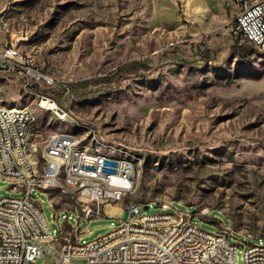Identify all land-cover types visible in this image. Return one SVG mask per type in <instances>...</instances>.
Segmentation results:
<instances>
[{
    "label": "rangeland",
    "instance_id": "1",
    "mask_svg": "<svg viewBox=\"0 0 264 264\" xmlns=\"http://www.w3.org/2000/svg\"><path fill=\"white\" fill-rule=\"evenodd\" d=\"M0 12L11 24L0 47L17 42L35 57L55 79L42 91L68 114L0 77V99L36 117L29 144L43 148L51 133L71 131L130 147L139 168L126 201H156L148 213L178 203L205 230L227 225L234 239L264 238V49L233 32L228 0H0ZM12 184L0 178V197L24 194ZM33 195L51 229L59 209L70 208L64 225L78 224L70 195L52 188L55 204L45 190ZM103 210L82 218L85 241L130 216L122 201Z\"/></svg>",
    "mask_w": 264,
    "mask_h": 264
},
{
    "label": "built area",
    "instance_id": "2",
    "mask_svg": "<svg viewBox=\"0 0 264 264\" xmlns=\"http://www.w3.org/2000/svg\"><path fill=\"white\" fill-rule=\"evenodd\" d=\"M234 1L239 8L233 32L239 37L241 32H249V44L264 46V0ZM10 30V19L0 12V35ZM0 77L21 82L23 91L35 89L43 104L52 99L42 91V86L53 85L54 77L43 70L35 57L24 53L17 42H5L0 47ZM28 120L27 111L4 110L0 101V178L13 182L12 191L24 192L22 196L0 197V264H46L38 262L46 255L56 260L54 264H71L75 260L83 264H167V259H175V264H198L197 255L202 251H209L205 264H238L240 246L244 264H264L263 238H257V246H245V241L234 239L233 229L227 225L216 232L205 230L193 221L197 214L181 209L178 203L157 202L168 210L152 213V219H145L146 206L156 201H126L130 194H124V187L118 185V177H127L128 187H132V175L138 174L133 173V165L73 153L70 179L75 180L74 170H81L91 175H110V182L77 180L78 190L58 186L55 166L60 153L70 151L71 143L88 142L86 138L75 140L51 133L48 148H41L39 143L27 144ZM11 159L22 160L23 169L11 167ZM42 166H50L49 176H40ZM52 188L71 196L77 225H64L61 212L70 208L59 209L54 212L59 228H50L42 203L33 191H47L54 203ZM80 193L95 194L96 202H78ZM121 201L130 211L129 218L119 219L109 232L85 241L82 218L101 216L104 204ZM203 213L209 221L207 212ZM69 218L67 215L66 220ZM171 237L179 238V246L174 254H164ZM134 242H141L140 252H133Z\"/></svg>",
    "mask_w": 264,
    "mask_h": 264
},
{
    "label": "bare ground",
    "instance_id": "3",
    "mask_svg": "<svg viewBox=\"0 0 264 264\" xmlns=\"http://www.w3.org/2000/svg\"><path fill=\"white\" fill-rule=\"evenodd\" d=\"M228 3L237 11L239 6L234 0H228ZM2 17L5 15L2 14ZM240 37L249 41V32H241ZM259 49H264V46L258 47ZM27 54V53H26ZM24 91L27 94H33L35 97L40 98V93L33 90V88H26ZM2 109L11 112L27 111L28 123H27V144L29 132L35 124L36 117L33 111L27 105H7L1 99ZM44 104L47 106L45 107ZM40 102V105L47 109H52L58 113L61 117L66 118L67 112L62 109L55 100L50 99L47 101ZM54 134L61 135L64 138L82 140L75 133L71 131H56ZM91 138V137H90ZM51 142V136L46 141L43 148H48V144ZM88 143H71L70 151L66 153H60V159L58 164L55 166V174L57 175V185L63 186L68 190H78V182L87 181L89 183L97 182H110V175H91L89 171L74 170V179H70V172L72 171L73 164V153H82L90 158L108 159L111 161H116V163H126L133 165V173H138L139 162L137 156L133 151L124 145L116 142H109L105 139H99L96 136H92L91 139L87 140ZM91 144V145H90ZM11 167L14 169H23V162L20 159H11ZM50 166H42L40 169V176H49ZM138 174L132 175V187H128L127 177H118V185L124 187V194H132L136 188ZM78 202H96V195L93 193H80L78 195ZM195 214V213H191ZM145 219H152V213H148L145 209ZM264 244V238H263ZM179 246V238L171 237L169 243L164 247V254H174L175 249ZM245 246H257V243L245 242ZM141 251V242H134L133 252ZM207 258H209V251H202L197 255V263L205 264L207 263ZM167 264H175V259H167Z\"/></svg>",
    "mask_w": 264,
    "mask_h": 264
},
{
    "label": "trees",
    "instance_id": "4",
    "mask_svg": "<svg viewBox=\"0 0 264 264\" xmlns=\"http://www.w3.org/2000/svg\"><path fill=\"white\" fill-rule=\"evenodd\" d=\"M242 38V37H241ZM242 39H244V38H242ZM245 41H247L248 42V40H246V39H244ZM251 45V44H250ZM253 46V45H252ZM256 48H258V47H256ZM246 53H247V51H245ZM192 65H195V62H190Z\"/></svg>",
    "mask_w": 264,
    "mask_h": 264
},
{
    "label": "water",
    "instance_id": "5",
    "mask_svg": "<svg viewBox=\"0 0 264 264\" xmlns=\"http://www.w3.org/2000/svg\"><path fill=\"white\" fill-rule=\"evenodd\" d=\"M146 209H149V206H146ZM211 223H217L215 220H209Z\"/></svg>",
    "mask_w": 264,
    "mask_h": 264
},
{
    "label": "crops",
    "instance_id": "6",
    "mask_svg": "<svg viewBox=\"0 0 264 264\" xmlns=\"http://www.w3.org/2000/svg\"><path fill=\"white\" fill-rule=\"evenodd\" d=\"M234 9V8H233Z\"/></svg>",
    "mask_w": 264,
    "mask_h": 264
}]
</instances>
